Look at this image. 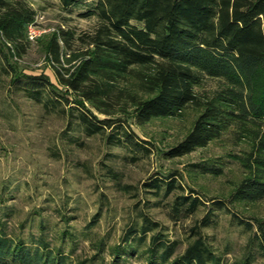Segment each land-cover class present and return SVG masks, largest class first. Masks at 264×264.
Returning <instances> with one entry per match:
<instances>
[{"label":"trees","instance_id":"1","mask_svg":"<svg viewBox=\"0 0 264 264\" xmlns=\"http://www.w3.org/2000/svg\"><path fill=\"white\" fill-rule=\"evenodd\" d=\"M59 1L69 7L83 0ZM81 16L95 20L90 31L59 28L37 39L52 66L54 83L44 71L27 73L19 63L32 43L27 30L36 11L26 0H0L1 72L9 85L47 112L61 114L86 136H106L108 145L128 148L132 161L153 149L137 141L119 115H132L144 125L190 104L202 107L191 130L164 156L190 154L237 126L240 134L251 137L252 145L241 160L247 174L232 200H263L264 0H96ZM205 77L224 85L202 101L195 86ZM108 172L120 184L119 175L112 168ZM144 186L152 196L163 198L183 189L173 175ZM123 190L130 192L131 186ZM203 204L198 195H177L170 205L171 219L193 216ZM213 204L216 207L185 230L184 239L170 238L169 229L147 214L136 215L121 241L109 247L110 264L125 261L128 252L142 256L144 264H264V218L251 222L237 216L248 237L241 255L229 259V251L220 252L204 233L214 211L230 212L222 201ZM5 226L0 217V264H96L98 258L106 264L104 238L92 240L96 251L91 257L80 258L72 257L73 246L66 248L67 239L75 242L73 227L58 228L48 239L40 223L39 232L25 240Z\"/></svg>","mask_w":264,"mask_h":264},{"label":"rangeland","instance_id":"2","mask_svg":"<svg viewBox=\"0 0 264 264\" xmlns=\"http://www.w3.org/2000/svg\"><path fill=\"white\" fill-rule=\"evenodd\" d=\"M26 1L36 11L38 37L29 39L31 46L19 63L27 73L44 71L56 83L52 66L37 39L59 28L78 33L90 31L95 20L81 15L96 0H83L69 7L59 0ZM8 81L1 72L0 61V217L11 235L28 240L43 223L47 238L51 239L58 228L73 227L75 242H66L67 249L74 247L72 257H91L96 251L92 240L104 238L107 248L102 256L104 263L110 264L109 247L121 241L136 215L147 214L169 229L170 238L184 239L185 230L216 207L214 201H222L230 212L214 211L204 233L220 252L229 251L227 258L241 255L248 234L237 224V216L251 222L264 218V199L232 200L247 174L241 160L250 150L252 139L246 132L240 134L233 125L206 147L168 159L163 152L185 137L202 107L190 104L173 116L153 119L144 125H138L134 116L122 114L119 116L126 120L135 139L146 141L153 149L150 155L132 161L128 148L108 145L106 136H86L61 114L49 113L42 104L15 91ZM223 85L217 79L205 77L195 86V92L205 101ZM109 167L119 175L120 184L111 178ZM168 175H173L183 189H177L169 198L146 192L144 185L151 179H165ZM125 185L131 186L130 192L123 190ZM191 194L198 195L204 204L195 215L174 222L170 214L173 198ZM87 231L89 237L84 238ZM184 247L182 244L178 252ZM125 255V261L119 264H144L142 256L130 252ZM101 262L98 258L96 264Z\"/></svg>","mask_w":264,"mask_h":264},{"label":"built area","instance_id":"3","mask_svg":"<svg viewBox=\"0 0 264 264\" xmlns=\"http://www.w3.org/2000/svg\"><path fill=\"white\" fill-rule=\"evenodd\" d=\"M35 22H32L29 26H28V30H27V34H28V38L30 40H34L35 38L38 37V33L37 31H35Z\"/></svg>","mask_w":264,"mask_h":264}]
</instances>
